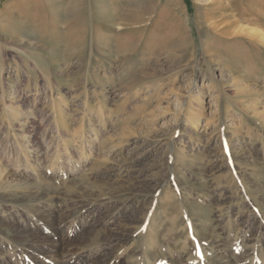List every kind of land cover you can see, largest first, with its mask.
Returning <instances> with one entry per match:
<instances>
[{
	"label": "rangeland",
	"instance_id": "1",
	"mask_svg": "<svg viewBox=\"0 0 264 264\" xmlns=\"http://www.w3.org/2000/svg\"><path fill=\"white\" fill-rule=\"evenodd\" d=\"M209 1L0 0V264H264V28Z\"/></svg>",
	"mask_w": 264,
	"mask_h": 264
},
{
	"label": "bare ground",
	"instance_id": "2",
	"mask_svg": "<svg viewBox=\"0 0 264 264\" xmlns=\"http://www.w3.org/2000/svg\"><path fill=\"white\" fill-rule=\"evenodd\" d=\"M177 2L180 3L179 1H177ZM185 5H183V6H185ZM185 7L187 9V6H185ZM208 7H209V9H208V11H206L204 19L206 21H210L212 19L213 20L215 19L214 22H211L212 28L214 27L216 29H219L221 33H225V34L229 33L231 31V29H234V27H236V25L240 22H247L248 24H253V25L260 26V27L264 28V0H210L208 2ZM186 9L184 11H186ZM169 10H171V8H169ZM182 14H184V13H182ZM212 15L216 16L217 18L211 17ZM175 18H176V16H175ZM168 21H170V20H168ZM174 22H176V21H174ZM171 24H172V22H171ZM192 127L195 128V122L192 123ZM4 188H0V193L1 192L2 193H10V191L6 192L10 188H8V189L6 187H4ZM15 192L16 193H11V194L17 195L18 192L17 191H15ZM20 193H21V195L26 196V200H28L29 198L32 197L31 196L32 192L28 191V192H20ZM58 223L59 222H57L56 228L59 227ZM61 224H59V225H61ZM15 231L17 232V235H20V231H17V228H15ZM58 234H59L58 239L53 238L52 242H50L49 244H46L45 246H38L37 247L36 246L37 243H34L35 244L34 246L32 245V249L35 251H38V253H42V254H44L43 252L51 253L50 255H52L53 261L55 264H58L61 262V260L63 258L61 259L60 257H62L63 255H68L69 252L71 254H74V253H76V250H77L75 248L74 249L70 248L73 250V251H71L69 249V247H67V246H68V244L70 245L71 243H73V245L75 244L77 246V244L75 242H77L78 239L76 241H73V240H71V236H68L70 239V240H68L67 235H65L64 233L58 231ZM55 235H57V234H55ZM8 236H9V234H8ZM16 238L20 239L21 237L17 236ZM112 238H114V237H112ZM112 241H113V239H110L107 241V243L110 244ZM44 243H47V242H44ZM206 243L211 244L208 241ZM47 246H51V247H53V249L39 250L40 248L47 247ZM77 248H78V246H77ZM2 253H4V256L2 254V256H0V257H5V255H6V256L12 257L14 259H31L30 255L26 254L24 248H22V249L20 248L19 250H12L11 248H8L6 250H2ZM57 258H59V259H57ZM102 262H104V261H102Z\"/></svg>",
	"mask_w": 264,
	"mask_h": 264
}]
</instances>
